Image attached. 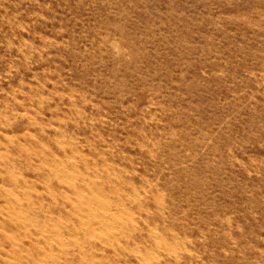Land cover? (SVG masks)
<instances>
[{"label": "rangeland", "instance_id": "rangeland-1", "mask_svg": "<svg viewBox=\"0 0 264 264\" xmlns=\"http://www.w3.org/2000/svg\"><path fill=\"white\" fill-rule=\"evenodd\" d=\"M0 264H264V0H0Z\"/></svg>", "mask_w": 264, "mask_h": 264}]
</instances>
